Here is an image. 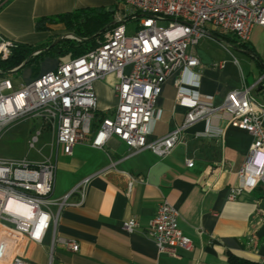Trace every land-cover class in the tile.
<instances>
[{"label":"crops","instance_id":"1","mask_svg":"<svg viewBox=\"0 0 264 264\" xmlns=\"http://www.w3.org/2000/svg\"><path fill=\"white\" fill-rule=\"evenodd\" d=\"M119 1L0 0V34L19 45L39 48L31 59L55 46L56 42H50L56 35L70 31L62 22L45 21L38 28L39 21L83 9L103 8L113 14ZM257 35L264 36V29L255 28L248 44L256 58L239 50L228 52L213 38L203 39L193 51L201 67L185 73L182 86L221 104L230 91L241 86L242 73L247 84L248 80L254 84L264 73V59L254 43ZM70 59L47 58L40 74ZM180 77L173 76L164 86L158 102L162 113L149 127L150 141L166 136L185 121L188 110L179 104L175 86ZM114 83L111 75L95 84L98 117L118 104ZM26 121L10 126L2 136ZM33 121L42 130V121ZM34 127L27 132L28 143ZM182 141L165 159L148 149L135 152L118 137H112L104 149L80 144L72 155H66L55 143L54 129L42 130L40 156L33 163L56 162L53 198L67 197L68 203L54 209L56 219L42 244L3 226L0 264H14L17 257L28 264H230L231 256L264 261V222L258 214L264 211V188L230 200L232 188L239 185L238 173L253 143L252 135L230 125L227 117H213L187 127ZM23 159L30 158L19 160ZM188 161L194 167H188ZM83 186L85 198L78 191ZM165 201L179 211L180 228L193 242L192 251H178L179 258L159 253L146 235L158 206ZM130 220L139 225L133 233L123 227ZM252 237L254 243L250 244ZM63 241H76L80 251L73 253Z\"/></svg>","mask_w":264,"mask_h":264},{"label":"built area","instance_id":"2","mask_svg":"<svg viewBox=\"0 0 264 264\" xmlns=\"http://www.w3.org/2000/svg\"><path fill=\"white\" fill-rule=\"evenodd\" d=\"M257 27L264 29V0H120L94 49L29 82L12 77L25 64L0 69V135L15 123L39 119L42 130L54 129L55 143L66 155H72L80 144L104 149L112 137H118L135 152L148 149L165 159L183 142L187 127L227 117L230 125L253 137L238 173L239 185L230 193V200H236L245 191L264 188V74L250 86L242 73L241 86L221 104L182 84L185 73L201 67L193 51L203 39H215L228 52L250 55L244 45L250 43ZM16 48L15 41L0 34V61H7ZM177 74L181 75L175 81L178 102L188 110L185 121L150 141L149 127L162 113L158 102L164 86ZM111 75L118 104L98 117L95 84ZM42 130L31 137L30 149H36ZM188 167H194L193 161H188ZM56 172L57 164L51 160L0 159V230L7 225L33 242L45 241L56 219L54 209L68 203L67 197L53 198ZM78 191L85 198V187ZM258 214L264 222V211ZM179 220V211L165 201L146 232L159 253L172 258H179L180 249H193ZM123 227L133 233L139 225L130 220ZM63 244L73 253L80 251L76 241ZM14 264L28 263L17 257Z\"/></svg>","mask_w":264,"mask_h":264},{"label":"trees","instance_id":"3","mask_svg":"<svg viewBox=\"0 0 264 264\" xmlns=\"http://www.w3.org/2000/svg\"><path fill=\"white\" fill-rule=\"evenodd\" d=\"M112 13L107 9H83L76 11L71 14H65L54 18H49L38 22V28H42V24L45 21L50 22H62L65 23L68 29L75 30V34L82 39L81 41L67 42L66 44H59L57 46L49 48L45 51L33 57L30 56L39 48L30 47L26 45H19L17 43V48L14 50L12 56L7 61H0V66L4 67L6 70H12L20 67L25 63V65L19 69L21 72L24 69L31 68L33 71V78H36L41 71V64L47 58H64L67 56L79 57L87 53L92 49L93 37L98 30H104V28L110 23ZM102 33V32H101ZM249 51L250 55L256 58L253 49L249 45H244ZM230 264H262L261 262L250 261L247 259L231 256Z\"/></svg>","mask_w":264,"mask_h":264},{"label":"rangeland","instance_id":"4","mask_svg":"<svg viewBox=\"0 0 264 264\" xmlns=\"http://www.w3.org/2000/svg\"><path fill=\"white\" fill-rule=\"evenodd\" d=\"M111 19H112V17H111ZM101 32L102 31L100 29L93 36V37H95V36L96 37H95V40L93 41L94 47L92 49H94L98 45L99 41L101 40V38H102ZM81 40L82 39H80L75 34V30L70 29V31L63 33L62 35H56L54 37V39L51 40L50 44H52V42H56L55 46H57L59 44L64 45L67 42L81 41ZM254 43H255L257 50L259 51V54L264 59V36L257 35L256 38L254 39ZM92 49H90V50H92ZM65 58H66V60H68V58H75V57L67 56ZM251 64L255 65V61L252 60ZM46 68H49V66L47 65V67H45V69ZM0 69L8 71L2 66H0ZM30 69L31 68H27L21 72L13 74L12 77L20 78L24 82H29L33 78V76H32L33 71H31ZM1 77H3V76L0 75V78ZM248 84L251 86L253 84V80H248ZM33 125L35 127H34V131L32 134L35 135L36 132L39 130V125L37 123H35V121H33V120H27L23 124L19 125L17 128H14L13 130H11V132L5 136H2L3 134L0 135V159L19 160L21 158L28 156V158H30L29 160L33 162L34 160L39 158V156H40L39 152L41 151V143L42 142L37 144L36 149H30V147L28 145L29 143L27 142L28 141L27 132L30 130V128ZM41 141H43V140L41 139Z\"/></svg>","mask_w":264,"mask_h":264}]
</instances>
